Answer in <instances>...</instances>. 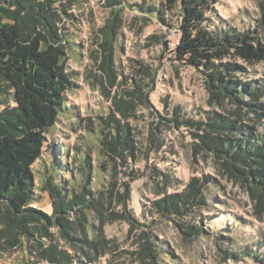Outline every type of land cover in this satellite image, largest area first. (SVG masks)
<instances>
[{
  "label": "rangeland",
  "instance_id": "374dc122",
  "mask_svg": "<svg viewBox=\"0 0 264 264\" xmlns=\"http://www.w3.org/2000/svg\"><path fill=\"white\" fill-rule=\"evenodd\" d=\"M179 5L180 0H11L22 28L60 40L73 81L65 92L70 109L47 135L64 171L52 174L45 163L51 155L45 152L32 166L31 204L48 215L56 195L52 184L62 186L66 198L83 195L86 201L83 213L76 205L65 214L67 237L60 222L47 223V232L29 222L30 232L23 231L0 199V264H63L59 251L69 253L72 264H264L241 253L251 249L264 257V210L257 208L247 182L231 176L202 138L206 111L229 114L257 126L252 132L260 134L264 61L230 59L244 68L232 79L251 84L237 97L210 99L206 74L172 53ZM211 6L210 25L240 31L254 30L262 14L259 0H218ZM255 35V42L264 43L262 26ZM249 105H258L257 113ZM109 114L126 124L132 145L119 142L112 160L99 142L100 128L115 135L103 124ZM193 178L203 202L196 204L191 196L182 215L164 202L159 210L156 202L170 195L180 206ZM185 223L201 233L185 234ZM84 231L92 247L84 243ZM150 248L156 249L157 262Z\"/></svg>",
  "mask_w": 264,
  "mask_h": 264
},
{
  "label": "trees",
  "instance_id": "16d2710c",
  "mask_svg": "<svg viewBox=\"0 0 264 264\" xmlns=\"http://www.w3.org/2000/svg\"><path fill=\"white\" fill-rule=\"evenodd\" d=\"M217 1L180 0L178 43L172 53L176 60L205 73L210 99L219 100L224 99L226 94L237 97L251 84L232 79V73L244 71V68L230 59H241L249 64L264 61V43L255 42L256 28L259 25L264 28V0H259L262 14L256 21L255 29L242 31L221 24L210 25L212 16L207 14L212 11L211 5ZM10 2L11 0H0V199L7 201L9 214L17 220L18 227L23 231L30 232L29 222L39 223L44 232H47V223L60 222L62 233L69 237L70 226L65 214L76 205H80L79 209L83 213L86 201L84 196L73 195L66 198L63 187L51 185L49 181L57 196L53 195L51 211L47 215L32 206L30 185L33 179L32 166L45 152H49L52 157L45 161L47 169L57 177L64 171L63 163L54 158L53 145L47 142V135L60 115L70 109L65 106V92L72 88L73 81L66 70V56L60 40L34 27L30 30L22 28L21 15L10 8ZM263 86L264 80H261L260 87ZM7 89H10L11 101L5 95L8 93ZM249 106L250 110L257 113L254 107L258 105ZM205 116L208 129L202 138L216 152V157L227 164L226 168L231 176L240 177L247 182L251 196L258 199L257 208L264 210V122L260 126V134L254 135L252 128H258L257 126L245 124L229 114L206 111ZM103 124L112 126L115 131V135H112L104 127L100 128L99 142L103 146V153L112 160L111 153L115 152L119 142H124L128 147L132 145L128 139L126 124H120L111 114L105 116ZM242 165L247 170L239 168ZM110 169V176L117 177L116 163L110 165ZM196 180L193 178L187 185L184 191L188 193H184L185 197L180 199V206L175 205L176 195H170L156 202L159 210L161 211V204L164 202L168 208L178 210V214L182 215L181 211L187 208L185 205L189 203L191 196L192 202H203L204 197L200 196ZM110 186L112 191L114 182ZM85 192L91 191L86 188ZM183 225L181 227L185 234L198 235L202 231L201 228L194 229L188 223ZM83 241L88 247L94 245L93 241L88 240L86 231ZM59 253L63 256V264H72L69 253ZM241 253H248L264 262V257L260 258L251 249ZM150 254L157 262L156 249L150 248ZM229 255L238 254L232 252ZM88 259L89 262L93 259L91 253Z\"/></svg>",
  "mask_w": 264,
  "mask_h": 264
}]
</instances>
